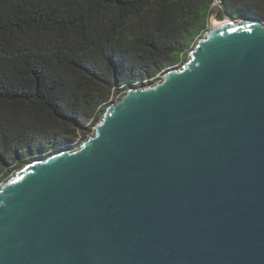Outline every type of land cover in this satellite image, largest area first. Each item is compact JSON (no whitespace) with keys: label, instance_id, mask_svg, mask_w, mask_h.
<instances>
[{"label":"water","instance_id":"95a60500","mask_svg":"<svg viewBox=\"0 0 264 264\" xmlns=\"http://www.w3.org/2000/svg\"><path fill=\"white\" fill-rule=\"evenodd\" d=\"M0 264H264L261 20L211 26L84 143L4 181Z\"/></svg>","mask_w":264,"mask_h":264},{"label":"trees","instance_id":"16d2710c","mask_svg":"<svg viewBox=\"0 0 264 264\" xmlns=\"http://www.w3.org/2000/svg\"><path fill=\"white\" fill-rule=\"evenodd\" d=\"M0 0V185L86 140L128 88L180 68L217 20L264 0Z\"/></svg>","mask_w":264,"mask_h":264},{"label":"rangeland","instance_id":"374dc122","mask_svg":"<svg viewBox=\"0 0 264 264\" xmlns=\"http://www.w3.org/2000/svg\"><path fill=\"white\" fill-rule=\"evenodd\" d=\"M215 9V11L214 12H217V11H219V9L217 8V7H215L214 8ZM256 19L257 18H255V17H253V16H249V17H245V18H239V19H237L236 20V22H239L240 24L241 23H243V22H245V21H247V20H255L256 21ZM258 20H261V19H258ZM233 20L232 19H230V18H227V19H225V20H223V21H219V20H217V18H216V16L215 15H213V17L210 19V23H209V26H208V28H207V31L209 30H211V26H215L216 25V22L217 23H221V22H232ZM261 22L264 24V20H261ZM193 50V48L189 51V56H190V52ZM189 56L187 57V60H188V58H189ZM187 60L183 63V65L187 62ZM183 65L180 67V68H182L183 67ZM180 68H178V69H180ZM163 79V78H162ZM162 79H160L159 81H157L156 83H158V82H160ZM122 94H124V91L122 92V93H120V95L115 99V100H113V102L115 101L116 102V100H118L119 99V97L122 95ZM96 126V125H95ZM95 126H94V130H95ZM94 130L88 135V137H91L92 136V134L94 133ZM85 142V140H80L79 141V143L78 144H74L73 145V147L72 148H76L78 145H81L82 143H84Z\"/></svg>","mask_w":264,"mask_h":264},{"label":"built area","instance_id":"2783aa9c","mask_svg":"<svg viewBox=\"0 0 264 264\" xmlns=\"http://www.w3.org/2000/svg\"><path fill=\"white\" fill-rule=\"evenodd\" d=\"M217 7L219 10L222 8V3L219 0L214 1V8Z\"/></svg>","mask_w":264,"mask_h":264},{"label":"bare ground","instance_id":"6f19581e","mask_svg":"<svg viewBox=\"0 0 264 264\" xmlns=\"http://www.w3.org/2000/svg\"><path fill=\"white\" fill-rule=\"evenodd\" d=\"M222 23H223V22H221V23H217V22H216V25H215V27H218V26H220ZM225 23H228V22H225Z\"/></svg>","mask_w":264,"mask_h":264}]
</instances>
